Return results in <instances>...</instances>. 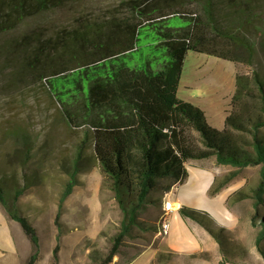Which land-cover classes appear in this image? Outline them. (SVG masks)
I'll return each mask as SVG.
<instances>
[{"label":"trees","instance_id":"16d2710c","mask_svg":"<svg viewBox=\"0 0 264 264\" xmlns=\"http://www.w3.org/2000/svg\"><path fill=\"white\" fill-rule=\"evenodd\" d=\"M75 0H0V36L18 29L27 19L69 4ZM204 2V4H203ZM261 0H229L225 8L218 0H202L201 11L165 12L163 8L134 9V15L121 23L83 25L102 31L115 23L124 40L112 39L120 47L103 51L110 44L107 37L90 43L86 40L74 49H62L60 35L48 38L32 50L25 49L21 58L33 76L40 77L48 97L59 107L68 125L84 128L67 176L55 217L60 227L63 204L79 185V174L87 167L86 151L104 177V185L112 191L123 218L118 233L112 238L106 254L92 252L93 264H112L113 259L132 229L140 226L138 217L150 204L159 201L188 178L186 164L214 157L221 166L236 170L215 178L210 195L217 194L238 176L239 171L258 168L259 182L251 193L243 189L232 193L230 207L246 199L253 201L251 225L258 220V209L264 205V83L254 70L252 75L239 71L230 111L222 131L207 124L204 112L177 98V92L188 52L206 53L237 65L254 68L256 47L244 34L257 20ZM180 18L186 27H174L169 21ZM253 26V25H251ZM78 29V30H79ZM258 26H253L256 31ZM70 36V32L66 33ZM152 42L145 46L162 51L167 57L157 72L148 61L132 66L143 35ZM248 34V32H247ZM38 42L41 43L39 40ZM11 44H1L0 54H9ZM264 56V44H261ZM16 53V52H15ZM38 69V73L35 70ZM18 149L20 168L31 159V149L21 134ZM86 165V166H85ZM35 177L23 175V184L14 173H0V206L10 221L19 225L34 247L25 264H36L39 258V236L28 218L19 212L20 198L36 185ZM181 215L203 227L217 241L225 263L249 259L248 253L228 245L223 230L210 228L211 217L202 211L181 207ZM254 247L264 264V216ZM257 223V224H258ZM154 228V232H157ZM162 230V228H161ZM161 233V232H159ZM59 245L53 249L57 260ZM203 256H206L205 254ZM162 255L159 256V262Z\"/></svg>","mask_w":264,"mask_h":264},{"label":"rangeland","instance_id":"374dc122","mask_svg":"<svg viewBox=\"0 0 264 264\" xmlns=\"http://www.w3.org/2000/svg\"><path fill=\"white\" fill-rule=\"evenodd\" d=\"M218 1L225 8L228 7L229 0ZM201 3L202 0H75L59 9L29 18L15 31L0 36V45L12 46L9 54H0V173H14L20 184H23V175L37 180L36 185L28 188L20 198L19 212L28 218L39 236L41 264H93L90 254L108 253L112 238L120 229L123 215L114 194L104 185V177L92 161V151L88 148L85 161L88 165L79 174V185L64 202L60 227H56L58 202L67 180L64 167H71L85 129H74L68 125L59 107L45 92L40 77L33 76L34 72L28 67L23 68L25 61L19 52L23 54L25 49L32 50L48 38L60 34L62 49H74L84 40L95 43L108 36L111 42L102 50L111 51L120 47L112 43L113 38L124 40L115 23L128 20L134 15V9L142 10L150 6L149 8H163L169 13L191 12L201 11ZM256 13L258 19L252 21L251 25L258 26V29L253 31V26L248 25V30L243 32L256 47L254 68L239 66L206 53L191 51L186 55L177 98L201 109L207 124L215 130L222 131L224 128L231 110L239 69L247 75H252L255 70L264 83V56L261 50V44H264V0H261ZM110 22L115 23L102 31L89 27L79 29L83 25L94 26ZM169 23L174 27L188 25L187 21L180 18H173ZM68 32L70 36H67ZM140 38L141 47L152 42L155 37L153 34L151 38L143 35ZM163 55L162 51L141 47L139 52L133 54L135 60L132 66L141 67L150 61L152 70L157 72L167 61V57ZM38 69L35 73H38ZM21 134L32 151L31 159L24 169L20 168L17 155L22 146ZM261 134L264 135V129ZM213 159L215 158L187 163L189 177L183 184L175 186L176 191L169 196L168 203H176L175 194H178L181 207L209 213L213 220L210 228L217 231L222 229L228 245L244 250L250 254V258L251 252H254L260 260L261 256L254 247V238L261 229L258 221L264 216V205L258 209V224L255 226L251 225L250 220L254 211L252 199L230 207L227 205L232 193L240 189L247 194L251 193V189L259 182L258 168L249 167L239 171L229 185L213 196L210 195L215 185ZM221 170L222 178L236 169L223 166ZM155 199L156 203L148 205L138 217V222L143 227L136 226L132 229V236L125 240L112 264L128 263L153 242L157 245L168 237L169 232L172 233L173 210L168 212L165 219L166 195L159 201L157 194ZM174 216L183 222H192L185 219L179 211ZM164 221L169 228L163 236L159 232ZM15 226L21 246L26 242L32 254L33 245L24 236L19 225ZM154 228L158 229L157 232H154ZM57 244L59 252L55 260L53 249ZM167 244L166 242L165 245ZM159 252H165L163 246L147 249L132 264H152ZM21 263L20 258L16 257L11 264Z\"/></svg>","mask_w":264,"mask_h":264},{"label":"crops","instance_id":"0c3cea01","mask_svg":"<svg viewBox=\"0 0 264 264\" xmlns=\"http://www.w3.org/2000/svg\"><path fill=\"white\" fill-rule=\"evenodd\" d=\"M213 164L215 168L213 179L215 181V178L221 175V167L223 166L218 165L215 159H213ZM194 166H196V164H194ZM175 186L166 194V202H169L168 199L170 195H174V192L176 191ZM177 191L179 192L180 189H177ZM175 198H177L176 203L170 204V211L173 210V218L171 222L172 233L170 234L169 232L168 237L165 240L162 239L157 245L153 242L147 248L150 249L163 246V249H165V252L157 253L158 255L153 260L152 264H263L262 258L259 260V258L254 255V252H251L252 258L238 260L234 263H225L219 244L210 234H208L201 226L189 221L183 222L179 217L174 216L182 205V203L178 201V194H175ZM167 215L168 213L166 214L165 219H167ZM208 215L210 216L209 213ZM15 225L16 223L10 221L4 211L0 208V264H11L15 261L16 257L20 258L22 262L21 264H25L31 255V249L27 243L25 242L22 247L18 241L17 233H15ZM166 242L168 243L167 246L165 245ZM145 250L126 264H132ZM204 254L206 256H203ZM160 255H162V258L159 262ZM41 262L39 256L36 264H41Z\"/></svg>","mask_w":264,"mask_h":264},{"label":"built area","instance_id":"2783aa9c","mask_svg":"<svg viewBox=\"0 0 264 264\" xmlns=\"http://www.w3.org/2000/svg\"><path fill=\"white\" fill-rule=\"evenodd\" d=\"M166 214L171 210V205L170 203H165V208H164ZM169 225L166 223V221L163 222L162 224V229H163V236L166 234V231H168Z\"/></svg>","mask_w":264,"mask_h":264},{"label":"bare ground","instance_id":"6f19581e","mask_svg":"<svg viewBox=\"0 0 264 264\" xmlns=\"http://www.w3.org/2000/svg\"><path fill=\"white\" fill-rule=\"evenodd\" d=\"M160 234H163V229L161 230V233Z\"/></svg>","mask_w":264,"mask_h":264}]
</instances>
